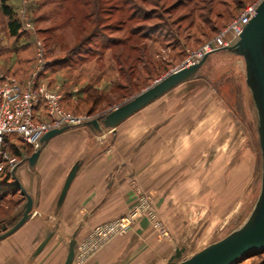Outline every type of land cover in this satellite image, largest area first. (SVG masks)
Returning a JSON list of instances; mask_svg holds the SVG:
<instances>
[{
  "label": "rangeland",
  "instance_id": "rangeland-1",
  "mask_svg": "<svg viewBox=\"0 0 264 264\" xmlns=\"http://www.w3.org/2000/svg\"><path fill=\"white\" fill-rule=\"evenodd\" d=\"M129 1L134 8L138 7L132 19H127L132 14L129 3L122 0H11L14 15L20 20V9L24 7L23 21H28L31 27L10 35L9 19L0 8V66L11 67L19 78H26L35 67L32 41L38 38L46 62L51 63L43 79L58 84L62 92H71L62 103L63 108L81 117L78 124L70 127L89 126L90 119L102 117L178 66L188 50L211 41L246 4L260 0ZM142 10L149 18L141 17ZM134 26L143 31L130 34ZM140 32L148 36L143 37ZM112 38H119L122 43L112 44ZM151 102H160L150 105L155 106L150 108L153 112L175 116L179 131L192 135L191 147L177 159L183 170L163 174L167 186L179 188L183 202L193 201L180 205L193 231V237L180 244L186 249L184 257L239 226L249 215L260 190L257 114L245 81L243 57L215 48L209 51L193 77ZM144 107L134 116H143ZM112 130L102 127L97 131L108 135L104 147ZM68 134L63 149L81 137ZM13 141L19 144L15 138ZM21 151L28 154L29 149L22 147ZM132 192L126 210L103 221L116 218L146 200L169 235L154 193L138 184L132 185ZM24 200L18 190L6 195L0 201V224L11 226L21 216ZM142 220L159 235L168 236L153 227L143 212L135 216L126 232ZM111 239L91 251L82 237L79 242L85 246L80 259L73 264H85ZM66 242L56 264L65 255ZM246 258L256 261L264 258V252Z\"/></svg>",
  "mask_w": 264,
  "mask_h": 264
},
{
  "label": "crops",
  "instance_id": "crops-1",
  "mask_svg": "<svg viewBox=\"0 0 264 264\" xmlns=\"http://www.w3.org/2000/svg\"><path fill=\"white\" fill-rule=\"evenodd\" d=\"M153 103L160 102L145 106L143 116H134L137 111L118 123L105 147L107 134H97L90 126L70 127L41 144L33 166H29L27 156L21 157L12 171L5 162L0 165V185L9 171L5 182L15 183L16 178L33 200L29 218L0 239V264H56L64 241H67L66 255L74 232L78 243L94 225L126 210L133 198V184L154 193L169 235H159L142 220L128 232L111 239L85 264H168L175 248L193 237L185 211L180 208L182 203L193 201L183 202L179 188L167 186L163 174L183 170L177 159L191 147L192 135L179 131L175 116L153 112L150 109L155 107L150 106ZM68 133L81 137L63 149ZM75 162L78 168L58 206L60 189ZM49 232L52 233L49 240L33 255ZM238 262L235 264H264V259L243 258Z\"/></svg>",
  "mask_w": 264,
  "mask_h": 264
},
{
  "label": "water",
  "instance_id": "water-1",
  "mask_svg": "<svg viewBox=\"0 0 264 264\" xmlns=\"http://www.w3.org/2000/svg\"><path fill=\"white\" fill-rule=\"evenodd\" d=\"M243 57L245 81L250 89L257 114V135L261 155L260 190L256 201L244 221L226 235L212 241L189 256L182 257L184 246H177L169 256L168 264H235L241 259L264 251V0L256 6L255 14L244 24L239 37L231 44L220 47ZM209 52L189 66L178 67L156 79L152 84L139 91L125 102L116 105L102 117H94L87 124L96 131L102 127L114 129L118 123L141 109L154 99L169 91L179 83L193 77ZM68 129L67 125L48 130L40 137V143L46 142L51 136ZM40 152V146L33 149L26 157L29 166H33ZM78 168L75 162L67 173L60 189L57 205L65 196L72 178ZM17 190L25 197L21 206V216L11 225L0 224V239L15 231L27 218L32 210V197L15 178ZM75 233L69 239L67 252L62 264H72L77 240ZM49 232L33 252L37 254L51 237Z\"/></svg>",
  "mask_w": 264,
  "mask_h": 264
},
{
  "label": "built area",
  "instance_id": "built-area-1",
  "mask_svg": "<svg viewBox=\"0 0 264 264\" xmlns=\"http://www.w3.org/2000/svg\"><path fill=\"white\" fill-rule=\"evenodd\" d=\"M257 4V2L246 4L238 15L218 30L211 41L199 48L188 50L185 58L175 68L189 66L198 61L205 52L233 43L239 37L244 24L255 14ZM24 13L23 7L20 9L23 31L31 27L28 21H23ZM32 42L36 63L26 78H19L0 66V165H4L5 162L9 171H12L19 159L3 149L7 139L14 142L15 138L33 150L41 146L40 137L48 130L64 125L70 127L81 121L80 116L72 115L63 108L64 94L60 86L50 84L39 76L47 62L41 41L34 38ZM9 136L12 137L8 138ZM142 212L148 216L153 227L161 234L168 235L157 220L151 203L144 200L142 204L133 206L126 213L94 225L84 236L89 245L88 249L97 250L107 240L125 233L134 222L135 216ZM84 246L85 243L78 241L72 263L80 259Z\"/></svg>",
  "mask_w": 264,
  "mask_h": 264
},
{
  "label": "trees",
  "instance_id": "trees-1",
  "mask_svg": "<svg viewBox=\"0 0 264 264\" xmlns=\"http://www.w3.org/2000/svg\"><path fill=\"white\" fill-rule=\"evenodd\" d=\"M10 1L11 0H0V8H1V10H2V12L8 17V23H7V27H8V31H9V33H10V35H12V36H15V35H17L18 33H20V31H21V23H20V20H19V18L17 17V16H15L14 15V10H13V7L11 6V4H10ZM122 1H124V2H126V3H129V9H132V14H130V15H128V17H127V19H132V18H135V10H137L138 9V7H136V8H134V6H133V4H131L130 2L131 1H129V0H122ZM141 1H145V0H141ZM243 8V7H242ZM241 8V9H242ZM164 9H166L167 10V8H164ZM141 17L143 18V19H147V18H149V16L147 15V12H143V10H142V13H141ZM142 29H140L139 28V26H134V27H132V28H130V34H132V35H136L139 31H141ZM156 30V29H155ZM143 31V30H142ZM141 33V32H140ZM144 32H142L141 34H143ZM143 37H146V36H148L147 34H145L144 33V35H142ZM129 38V37H128ZM109 41V40H108ZM110 42V41H109ZM111 43L113 44H120V43H122V41L121 40H119V38H112L111 39ZM136 47V46H135ZM134 47V48H135ZM146 54V51L145 50H143V56ZM51 65V63H47V65H46V68H44L42 71H40V73H39V76L41 77V78H43L44 77V75L47 73V71H48V66H50ZM7 71H9V72H11V73H13V74H15V75H19L18 73H16V70L15 69H11V67H7V68H5ZM52 81V80H51ZM63 94H64V97H63V99H62V103L65 101V99L71 94V92H67V91H65V92H63ZM99 96V95H98ZM101 97V96H100ZM99 97V98H100ZM96 100V99H95ZM12 136H9L8 138H11ZM10 148V149H7V148ZM22 147H24V148H26V149H29V152H28V154L27 153H22V151H21V149H22ZM3 149L4 150H6L8 153H9V155H11V156H14V157H16L17 159H21V157H25V156H28L30 153H31V149L27 146V145H25V144H23V143H19V144H16V143H14V142H10L8 139H7V141L3 144ZM9 176V171H7L5 174H4V180H3V184H1L0 185V201L1 200H3L4 198H5V196L6 195H8V194H12V193H14V190H15V186H16V184H15V186H14V189H12V184L11 183H7V182H5L6 181V179H7V177ZM17 190V189H16ZM262 252H264V251H262ZM262 252H257V253H262ZM262 259H264V258H262Z\"/></svg>",
  "mask_w": 264,
  "mask_h": 264
}]
</instances>
